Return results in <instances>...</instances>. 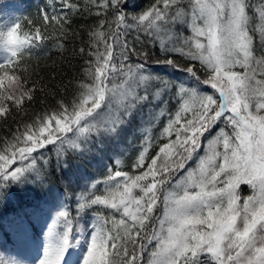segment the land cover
Listing matches in <instances>:
<instances>
[{"label": "snow or ice", "instance_id": "obj_1", "mask_svg": "<svg viewBox=\"0 0 264 264\" xmlns=\"http://www.w3.org/2000/svg\"><path fill=\"white\" fill-rule=\"evenodd\" d=\"M60 3L82 10L73 0ZM126 8L127 0H88L83 10L103 19L79 48L88 57L82 76L71 99L0 138V200L13 185L43 187L53 163L95 160L98 175L73 193L75 208L55 213L39 264H66L82 240V264H264V0H153L135 15ZM40 20L62 34L70 23L67 13L47 10ZM0 24L6 123L26 113L38 91L46 94L24 67L46 37L40 27L21 37L19 21ZM130 32L158 43L155 63L185 78L130 63ZM158 124L167 142L149 157ZM129 128L143 140L134 175L124 170L119 143ZM104 149L111 155L96 159ZM241 185L251 194L242 198ZM0 264L23 261L0 256Z\"/></svg>", "mask_w": 264, "mask_h": 264}, {"label": "trees", "instance_id": "obj_2", "mask_svg": "<svg viewBox=\"0 0 264 264\" xmlns=\"http://www.w3.org/2000/svg\"><path fill=\"white\" fill-rule=\"evenodd\" d=\"M73 2L78 3L82 10L69 11L63 8L60 0H0V6H11L18 11L16 21H19L21 25L18 32L21 37L26 32L32 33L35 27H40L42 35L46 37L38 47L31 49L30 57L26 54L24 61L30 83L35 81L46 94L38 91L35 101L27 106L26 113L14 114L6 123H0V138L11 139V134L18 127H22L23 123H30L31 117L39 114L44 108L54 106L56 100L71 99L72 86L81 78L85 60L88 59L87 56L79 53V48L88 47V31L97 24L99 19H103L83 10L88 0H73ZM152 2L153 0H127L125 11L135 15L146 9ZM43 10H47L49 15L53 12L56 15L67 13L70 23L66 26V34H62L54 25L43 24L40 20V12ZM125 38L129 48L135 49L130 53V63L144 62L150 71L159 72L165 75L166 79L183 80L185 78L186 74L155 63L156 59L161 57L158 43H153L151 39L136 32L128 33ZM101 50H103L102 47ZM145 53L149 57L147 60H144ZM159 127L156 125L152 132L157 133ZM141 141L140 132L129 128L125 138L119 142L121 149L125 152L124 169L132 174H138V170H131V165ZM44 154L45 156L53 155L47 151ZM102 155H111V152L107 149L101 150L96 159ZM97 175L95 160L72 159L67 167L57 168L53 163L49 169L47 183L43 187L35 184L13 185L8 189L3 200H0V230L4 228L5 221H11L15 217H21L25 223L31 224L33 220L31 217L37 213L55 215L57 208L61 205L74 209L73 193L81 190Z\"/></svg>", "mask_w": 264, "mask_h": 264}, {"label": "rangeland", "instance_id": "obj_3", "mask_svg": "<svg viewBox=\"0 0 264 264\" xmlns=\"http://www.w3.org/2000/svg\"><path fill=\"white\" fill-rule=\"evenodd\" d=\"M253 4L257 3V0H251ZM18 18V11L11 6L0 7V23H10L16 21ZM2 28V24H0ZM7 55V53L0 48V61ZM213 90H210L211 93ZM162 123H166V120ZM160 127L157 133H151L154 138L152 143V148L148 153V156H153L159 149L162 143L167 142V137L161 136L162 125L158 124ZM219 128H224L226 131L231 132L230 126L221 122ZM217 129H213V134ZM174 138V137H173ZM142 140V139H141ZM164 140V141H162ZM143 144V140L140 142ZM140 145V147H141ZM203 149L200 151V155H203ZM195 166V158L192 161L186 163L187 168H192ZM125 168V167H124ZM125 170V169H124ZM132 171H137L131 167ZM139 171V170H138ZM132 174L130 171L128 172ZM241 197H246L251 194V190L247 185H241L240 187ZM57 208V211L62 207ZM56 211V212H57ZM159 215V212H157ZM54 214L37 213L33 217V222L27 224L21 217H15L13 220H7L4 222V231H0V256L5 259L14 258L23 261V264H39L40 260L43 258V251L46 245V233L52 220ZM120 215H116V219H119ZM151 247V246H149ZM87 241L81 242L80 246L72 248L66 254L65 262L66 264H82L83 257L86 254ZM147 257V253H145ZM210 261V257L208 258Z\"/></svg>", "mask_w": 264, "mask_h": 264}]
</instances>
